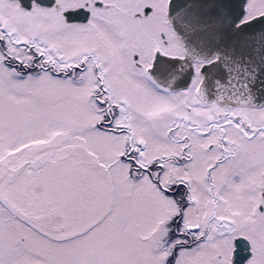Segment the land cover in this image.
<instances>
[{"label": "snow or ice", "instance_id": "6c2138e0", "mask_svg": "<svg viewBox=\"0 0 264 264\" xmlns=\"http://www.w3.org/2000/svg\"><path fill=\"white\" fill-rule=\"evenodd\" d=\"M0 264H264V0H0Z\"/></svg>", "mask_w": 264, "mask_h": 264}]
</instances>
